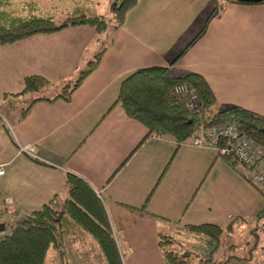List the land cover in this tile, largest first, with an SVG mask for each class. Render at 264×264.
I'll return each mask as SVG.
<instances>
[{
    "label": "crops",
    "instance_id": "crops-1",
    "mask_svg": "<svg viewBox=\"0 0 264 264\" xmlns=\"http://www.w3.org/2000/svg\"><path fill=\"white\" fill-rule=\"evenodd\" d=\"M221 5L219 15L212 12ZM102 32L79 24L0 44V113L11 116L7 121L0 115V233L61 191L65 171L85 178L101 195L123 264H162L159 234H188L185 224L223 227L232 217L254 218L264 193L234 157L213 147L177 146L168 134L137 146L145 126L119 104L105 111L127 73L173 66L206 80L215 110L234 104L264 115V3L137 0L108 39V30ZM101 49L68 100H38L22 117L21 111L11 114L13 100L23 102L15 94L25 75L62 86ZM24 144L34 145L36 157L17 153ZM65 235L68 258L70 252L77 257L76 242L96 250L76 225ZM51 256L57 264L55 250Z\"/></svg>",
    "mask_w": 264,
    "mask_h": 264
},
{
    "label": "trees",
    "instance_id": "trees-1",
    "mask_svg": "<svg viewBox=\"0 0 264 264\" xmlns=\"http://www.w3.org/2000/svg\"><path fill=\"white\" fill-rule=\"evenodd\" d=\"M136 2L114 0L111 4L112 16L107 18L93 12L86 2L75 0L66 10V16L57 22L50 9L40 10L34 0L26 1V11L20 12L14 10L13 0H0V44L79 24H89L98 32L108 28L114 31ZM212 10L219 15L222 5L214 6ZM102 52L103 49L97 51L72 81L64 83L51 96L43 93L50 87V81L41 75H25L21 90L15 94L23 96L26 103L20 112L21 117L35 101L68 100L73 89L96 66ZM179 90L184 92L181 99L178 98ZM215 103L213 91L200 74L173 66H149L123 76L117 95L105 113L119 104L126 115L145 126L146 132L137 146L147 137L163 134L171 135L177 146L186 144L200 126L226 121H235L241 131L264 145V115L234 104H225L215 110ZM3 126L9 134L7 126ZM254 186L260 190L259 186ZM263 217L264 206L254 219L258 222ZM243 224H246V218L232 217L223 227L210 222L183 225L185 232L206 242L210 247L207 254L191 252L187 248L177 251L170 244L177 242L173 235L159 234L157 244L162 264H192L195 259L194 264H243L241 262L249 261L257 249L260 228L255 222L247 230L251 239L244 241L245 253L240 256L232 251L240 241L235 238L239 232L237 228ZM73 225L95 240L106 264H123V253L112 234L101 195L85 178L70 171L63 172L61 191L54 193L40 207L24 211L14 224L8 222L10 232L0 233V264H44L50 247L55 250L57 264H70L63 238ZM221 247H224L222 256L217 259L214 254Z\"/></svg>",
    "mask_w": 264,
    "mask_h": 264
},
{
    "label": "rangeland",
    "instance_id": "rangeland-1",
    "mask_svg": "<svg viewBox=\"0 0 264 264\" xmlns=\"http://www.w3.org/2000/svg\"><path fill=\"white\" fill-rule=\"evenodd\" d=\"M26 1L28 0H13L12 6L14 10L18 12L26 11V5H25ZM74 1L75 0H34L35 4H37L40 10L50 9L57 22L62 20L66 16L65 15L66 10L71 6V4ZM80 1L86 2V4L89 5L92 11L97 14L103 15L107 18L112 16L111 4L114 0H80ZM111 32H112L111 28H108V32L104 40L108 39ZM102 34L104 35L105 33L102 32ZM59 86L60 84L50 86L46 90H44L43 93L47 95H52L60 89L61 86L60 87ZM13 103L15 107L12 110L11 109L10 110L13 111L11 114L14 115L16 112L19 113L26 105L25 102H22L19 99L13 100ZM3 111L4 112L1 113L3 114L5 119L7 118L9 119L11 116L8 117V112L6 110ZM1 113L0 115H2ZM4 117H1V119L5 123H7L4 120ZM263 190L264 189H262L261 191L264 193ZM255 222L260 225V228L258 230L259 232L258 246L257 249L254 250L253 257L249 261L241 262L243 264H264V259L262 260V258H264V217L259 219L258 222L254 218H250L246 220V224L245 225L243 224V226L240 227L241 229L238 230L239 232L235 235V238L237 240H240L241 242L239 241L238 245L236 246L235 250L232 251V253L243 256V254L245 253L244 241L251 239V236L247 233V230L250 229V227H252V225ZM10 230L11 228H8L7 232H10ZM81 232H83L84 234H86V236H88L92 246L96 248V250L93 248L90 249V247H88L89 246L88 244L84 248L81 244H78L76 242L75 247L77 248V250L79 248L80 251H77L78 252L77 257L71 254L70 252V256L68 260L71 261V264H106L101 252L99 251L98 246L96 245V242L83 229H81ZM71 237L72 235L69 234L65 235L66 240H69V238ZM173 237L176 238L175 240L177 242L173 241L170 244L171 247L176 249L177 251L184 250L187 248L191 252H197L199 254H203L205 246L207 247V244L203 239H200L196 236H190L184 232L183 233L178 232L177 234L173 235ZM74 238L75 237H73L72 240H74ZM70 244H71V240H70ZM223 248L224 247L218 248L216 253L214 254L217 259L221 258ZM52 253H54V250L52 251L50 247L46 253L47 256H46V260L44 261V264H54L55 256L52 257L51 256ZM195 262L196 259L193 260L192 264H194Z\"/></svg>",
    "mask_w": 264,
    "mask_h": 264
},
{
    "label": "built area",
    "instance_id": "built-area-1",
    "mask_svg": "<svg viewBox=\"0 0 264 264\" xmlns=\"http://www.w3.org/2000/svg\"><path fill=\"white\" fill-rule=\"evenodd\" d=\"M182 97L184 92L179 90L178 98ZM186 144L213 147L217 154L234 157L249 181L264 189V145L241 131L235 121L200 126ZM17 153L36 157L33 144L18 146ZM4 173L5 162L0 161V176ZM208 252L210 247H205L203 254Z\"/></svg>",
    "mask_w": 264,
    "mask_h": 264
},
{
    "label": "water",
    "instance_id": "water-1",
    "mask_svg": "<svg viewBox=\"0 0 264 264\" xmlns=\"http://www.w3.org/2000/svg\"><path fill=\"white\" fill-rule=\"evenodd\" d=\"M237 1H241V2H260V1H264V0H237Z\"/></svg>",
    "mask_w": 264,
    "mask_h": 264
}]
</instances>
